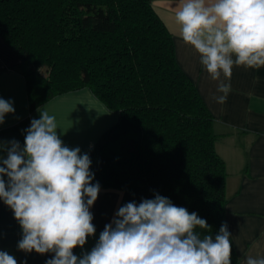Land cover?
I'll return each instance as SVG.
<instances>
[{
  "label": "trees",
  "instance_id": "1",
  "mask_svg": "<svg viewBox=\"0 0 264 264\" xmlns=\"http://www.w3.org/2000/svg\"><path fill=\"white\" fill-rule=\"evenodd\" d=\"M152 1L0 0V36L20 58L31 110L86 87L118 113L88 153L93 184L126 192L128 203L166 197L205 219L210 228L197 232L215 238L227 172L213 116Z\"/></svg>",
  "mask_w": 264,
  "mask_h": 264
},
{
  "label": "clouds",
  "instance_id": "2",
  "mask_svg": "<svg viewBox=\"0 0 264 264\" xmlns=\"http://www.w3.org/2000/svg\"><path fill=\"white\" fill-rule=\"evenodd\" d=\"M174 24L219 82L217 103L227 99L231 86L224 81H230L233 67H264V0H178ZM14 112L12 102L0 98V124ZM57 129L55 116L42 111L26 129L24 147L11 141L0 166V200L23 232L19 250L54 253L46 264H231L226 223L215 238L201 236L197 229H209L207 221L159 194L121 206L92 250L77 257L73 249L95 235L89 209L100 185L92 183L89 155L65 146ZM0 264L17 260L0 251ZM245 264H264V256L249 255Z\"/></svg>",
  "mask_w": 264,
  "mask_h": 264
},
{
  "label": "crops",
  "instance_id": "3",
  "mask_svg": "<svg viewBox=\"0 0 264 264\" xmlns=\"http://www.w3.org/2000/svg\"><path fill=\"white\" fill-rule=\"evenodd\" d=\"M178 0H153L157 16L172 34L177 62L195 83L205 105L213 116V130L217 134L215 150L225 163L227 172L225 193V223L238 256L237 264H245L246 257L264 256V67L251 69L233 67L230 92L225 103L216 102L222 95L218 81L212 80L200 63L199 54L179 38L174 12ZM20 58L0 36V98L11 101L14 113L6 114L0 124V166L7 158L11 141L24 147L26 129L41 112L55 116L57 135L70 149L79 147L80 154H88L100 135L118 120L111 111L86 87L67 91L45 101L37 108H29L25 77ZM221 80H224L223 75ZM5 182L8 177L4 176ZM128 203L126 192L101 189L89 209L93 214L95 235L87 239L83 248L73 253L82 257L99 240L106 224H110L118 209ZM23 232L13 211L0 200V251L13 255L17 264H46L54 257L19 250Z\"/></svg>",
  "mask_w": 264,
  "mask_h": 264
},
{
  "label": "rangeland",
  "instance_id": "4",
  "mask_svg": "<svg viewBox=\"0 0 264 264\" xmlns=\"http://www.w3.org/2000/svg\"><path fill=\"white\" fill-rule=\"evenodd\" d=\"M39 68H41L40 71L42 72L43 75H47L48 72H47L46 65L40 66Z\"/></svg>",
  "mask_w": 264,
  "mask_h": 264
}]
</instances>
